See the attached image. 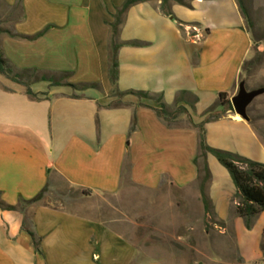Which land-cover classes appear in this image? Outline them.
Masks as SVG:
<instances>
[{
    "label": "crops",
    "instance_id": "obj_1",
    "mask_svg": "<svg viewBox=\"0 0 264 264\" xmlns=\"http://www.w3.org/2000/svg\"><path fill=\"white\" fill-rule=\"evenodd\" d=\"M125 1L0 0V49L15 71L69 74L68 83L99 85L73 98L67 87L35 82L31 90L44 96L34 100L21 85L0 82V195L6 205L24 207L0 210V264H165L141 255L79 203L67 208L42 199L25 205L45 188L61 185L85 202L115 195L125 178L153 192L165 183L179 191L199 186L198 131L189 119L203 122L221 94L231 102L253 55V37L236 0H192L193 9L172 3V17L161 12L160 1L129 9L119 35L118 90L162 96L169 108L182 92L197 98L194 110L186 106L188 116L167 124L151 109L159 108L154 101L111 96L107 23ZM16 7L19 15L5 12ZM192 27L200 30V39L190 37ZM46 29L35 41L22 38ZM135 41L144 46L124 45ZM218 111L219 119L205 126L208 146L264 164V145L249 122ZM207 163L206 194L225 223L223 231L233 232L243 264H263L264 213L248 231L231 215L237 190L229 173L213 156ZM25 221L40 239L39 253Z\"/></svg>",
    "mask_w": 264,
    "mask_h": 264
},
{
    "label": "rangeland",
    "instance_id": "obj_2",
    "mask_svg": "<svg viewBox=\"0 0 264 264\" xmlns=\"http://www.w3.org/2000/svg\"><path fill=\"white\" fill-rule=\"evenodd\" d=\"M243 2L252 23L249 26L246 22V27L255 45L251 59L244 65L243 80L246 89L254 91L264 89V0ZM5 12L19 15L17 7ZM194 35L190 32V37L194 38ZM27 71L15 73L22 82L29 84L35 83L42 75L56 80L64 77L63 74ZM5 80L0 76V82ZM221 113L216 108L213 116ZM248 116L264 145V95L249 107ZM63 187L61 185L57 190L48 188L43 203L69 208L73 202L79 203L82 209L95 211V217L106 221L131 241L141 255L146 252L165 264H243L235 248L233 232L229 228L223 231L205 218L198 185L188 191H179L165 183L153 192L134 187L125 178L119 193L87 202L80 201L79 192Z\"/></svg>",
    "mask_w": 264,
    "mask_h": 264
},
{
    "label": "trees",
    "instance_id": "obj_3",
    "mask_svg": "<svg viewBox=\"0 0 264 264\" xmlns=\"http://www.w3.org/2000/svg\"><path fill=\"white\" fill-rule=\"evenodd\" d=\"M150 1H160L161 2V12L167 16L172 17L171 13V4L176 3L180 6L186 7L188 9H193L192 0H126L120 9L116 11V14L113 16V23L108 24L111 30V39H110V52H109V81L113 87V98H117L121 100L126 96L136 97L140 102L142 100H152L154 101L159 108L153 109L151 108L157 117L167 124H172L176 122L181 116L187 115L188 110L186 106H188L191 110L195 109L197 104V98L187 92H182L177 97L174 106V111H170L171 108L167 107L163 103L162 96H150L149 93L145 92H136V91H127L120 92L117 88L118 78H119V63H118V53L120 48L123 46L119 43V35L120 29L124 23V17L130 8L137 4H142ZM239 6V9L248 23V25H252L251 19L249 17L248 11L244 5L243 0H236ZM182 25V23H179ZM48 29L39 33L33 37H22L28 41H35L41 38ZM126 46L140 48L144 45L139 42H129L124 44ZM14 67L10 64V62L5 58L3 51L0 49V76H3L7 80H10L13 83L21 85L25 88V94L34 100H39L40 96L35 94L30 87L29 83L22 82L19 79V75L15 73ZM27 72H32L34 74H38L36 70H28ZM63 78L61 80H56L54 77H48L46 75L40 76L36 82H47L50 84V87H67L72 90L73 98L82 97L80 94L87 92L89 90L99 89L98 84H71L68 83L70 79L69 74H63ZM65 81V82H64ZM244 82L243 78L241 83ZM120 103V101H118ZM140 106L150 108L146 105L140 104ZM216 108H223L224 110H229L233 112V107L230 101L226 100V95H219V102L216 106L209 109L205 114V119L200 124H193L189 119L193 128L198 131L199 138V153L194 160V164L196 165L199 172V192L201 197V202L204 209L205 218L211 220L215 226L220 227L221 229L225 228V223L221 222L217 219V216L214 213V208L212 206L211 201L209 200L206 190L207 186L211 181V173L207 163V157L213 156L218 163L227 170L229 173L233 184L237 190V193L233 199V207L231 209V215L236 218H240L244 221L245 227L248 231H251L255 225L257 218L260 214L264 213V164L258 163L244 157H241L237 154L221 151L218 149H214L208 146L206 142V124L218 120L220 115L214 117L213 112ZM189 118V117H188ZM250 125H252L249 122ZM135 130V121L133 122L131 132ZM47 188H45L35 199L32 201L25 203V205H31L42 201ZM23 206H9L6 205L1 200L0 195V210L9 211V212H18L23 211ZM25 231L31 237L33 246L36 252L39 251L40 247V239L36 237V235L26 227V221L24 222ZM262 251L264 254V241L262 243Z\"/></svg>",
    "mask_w": 264,
    "mask_h": 264
},
{
    "label": "water",
    "instance_id": "obj_4",
    "mask_svg": "<svg viewBox=\"0 0 264 264\" xmlns=\"http://www.w3.org/2000/svg\"><path fill=\"white\" fill-rule=\"evenodd\" d=\"M264 95V89L248 91L244 82L240 83L238 93L232 98L231 104L234 113L245 122H250L248 109L253 102Z\"/></svg>",
    "mask_w": 264,
    "mask_h": 264
},
{
    "label": "built area",
    "instance_id": "obj_5",
    "mask_svg": "<svg viewBox=\"0 0 264 264\" xmlns=\"http://www.w3.org/2000/svg\"><path fill=\"white\" fill-rule=\"evenodd\" d=\"M188 31L195 33V35H194L195 39H200V31H199V29H197L195 27H192V28H188ZM263 264H264V259H263Z\"/></svg>",
    "mask_w": 264,
    "mask_h": 264
}]
</instances>
